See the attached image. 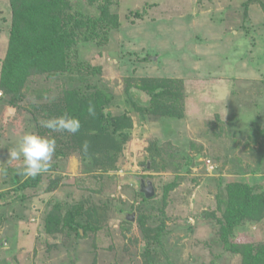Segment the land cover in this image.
<instances>
[{"label":"rangeland","instance_id":"1","mask_svg":"<svg viewBox=\"0 0 264 264\" xmlns=\"http://www.w3.org/2000/svg\"><path fill=\"white\" fill-rule=\"evenodd\" d=\"M78 1L82 9L88 8L86 1ZM245 1L121 0L113 10L123 24L110 33L108 43L77 44L82 59L102 65L104 82L117 93L123 92L127 75L182 79L186 114L182 119L133 115L131 137L119 152L118 167L108 174L79 155L63 160L54 154L50 178L35 191L41 197L34 200L37 209L26 208L24 219L0 227V264H142L136 256L145 243L136 222L142 180L155 186L151 195L155 197L144 204L151 226L160 223L164 187L176 183L167 195L162 242L173 264H208L214 258L219 264H241L238 255L220 254L216 237L220 188L241 179L264 186V107L258 113L253 101L264 95V11L255 3L241 19L239 8ZM134 9L142 16H136ZM10 12V1L0 0V75L9 45ZM136 50L140 57L148 55L149 61L136 67ZM49 82L35 78L25 84L16 107L0 88V190L12 187L11 175L22 167V158L12 159L9 153L24 132L56 142L57 136L45 133L39 124L41 116L51 117L48 109L58 94L57 84ZM208 116L220 121L219 129L212 131ZM152 143L160 148L155 162L149 149ZM190 158L189 171L185 162ZM148 163L154 167L150 171ZM3 168L10 170L6 180ZM56 175L62 178L57 184ZM47 185L52 189L48 191ZM70 193L77 202L88 197L97 203L108 200L123 211H111L108 225L99 231L62 242L65 236L45 235L41 215L51 196L68 199ZM124 218L133 222L131 231L123 229ZM245 231L242 240L246 236L264 240V220Z\"/></svg>","mask_w":264,"mask_h":264},{"label":"trees","instance_id":"2","mask_svg":"<svg viewBox=\"0 0 264 264\" xmlns=\"http://www.w3.org/2000/svg\"><path fill=\"white\" fill-rule=\"evenodd\" d=\"M9 1V45L3 60L0 88L10 96L11 106L16 107L17 100L24 95L22 89L25 84L30 85V81L35 78H44L48 82L50 80L58 88V94L52 101L53 107L47 110L52 114L50 116L67 112L79 117L82 123L80 131L75 135L54 133L57 136L56 158L58 156L67 160L72 155H79L101 169L102 174H108L110 170L118 167L119 152L131 137L133 115H139L142 119L147 116L182 119L185 116L187 95L182 79L127 75L123 77L124 88L120 94L104 82L102 65L81 58L77 48L79 42L103 45L108 43L113 30L121 28L123 21L120 14L113 10L119 6L121 0H84L88 3L85 10L77 4L78 0ZM255 3L264 11V0H246L244 6L239 8L241 19L247 18ZM132 11L136 16H142L140 10ZM135 54L138 57L136 67L140 61H149L148 55L140 57L137 50ZM114 64L115 68L119 66L118 59ZM262 78L264 83V76ZM262 88L264 91L263 86ZM253 101L258 113L262 112L264 95H257ZM90 102L95 105V116L87 112ZM208 117L209 125L213 126L212 131L219 129L220 121L214 122L212 116ZM41 118L45 119L43 116ZM43 130L45 133H53L44 128ZM85 140L90 144L87 154L81 150ZM170 145L172 144L167 147ZM157 148L160 149L156 143L149 145L153 162L159 154ZM191 160L190 158L185 162L189 171ZM55 165L56 161L46 174L35 178L22 180L17 175H11L12 187L0 190V227L6 222L13 221V225L24 219L23 211L26 208H30L29 212L37 209L34 208V200L39 198L35 193L37 185L50 178ZM147 165L146 169L149 171L154 168L151 163ZM7 171L10 170L3 168V180H6L9 173ZM54 180L57 184L62 178L56 175ZM174 185L176 183L173 182L164 187L161 213L158 216L160 223L156 226H151L150 215L144 206L155 196L149 197L143 190L137 191L142 201L137 210L136 222L145 243L136 256H140L142 264H162L163 259L166 264H173L170 256L164 253L162 242L166 226L167 195ZM47 188L48 191L52 189L48 185ZM72 195L70 193L68 199H58L55 195L49 198L41 215L42 231L45 235L52 238L57 235L65 236L61 239L62 242L73 236L80 239L108 225L106 219L114 214L111 211H123L122 208L117 210L112 207L108 200L97 203L88 197L77 202ZM217 208L221 213L217 220L216 237L222 251L220 254L238 255L241 264H264V240H256L254 236H246V240L240 237L247 232L245 230L249 231V227L264 220V186L242 179L229 181L224 190L220 188L217 194ZM122 213H116L115 216ZM124 223L125 228H122L131 231L133 222L124 218ZM129 241L137 242L131 239ZM127 246L124 245V248L127 249ZM156 246L159 248L156 249ZM161 253L164 254L161 256ZM217 260L214 258L208 264H219Z\"/></svg>","mask_w":264,"mask_h":264},{"label":"clouds","instance_id":"3","mask_svg":"<svg viewBox=\"0 0 264 264\" xmlns=\"http://www.w3.org/2000/svg\"><path fill=\"white\" fill-rule=\"evenodd\" d=\"M87 112L91 116L96 115L93 103L90 102L88 104ZM39 124L41 128L53 133H70L73 135L77 134L82 127L79 117L67 112L42 119L39 121ZM89 147V142L85 140L81 145V150L87 154ZM55 151L56 142L54 138L26 131L19 138L17 147L11 150L9 154L12 159L22 158L23 164L17 171V175L25 178H35L50 170ZM148 181L142 180L141 185L143 182L148 185Z\"/></svg>","mask_w":264,"mask_h":264},{"label":"water","instance_id":"4","mask_svg":"<svg viewBox=\"0 0 264 264\" xmlns=\"http://www.w3.org/2000/svg\"><path fill=\"white\" fill-rule=\"evenodd\" d=\"M147 196H151L155 193V188L152 183V181H148V185L145 184V182L142 183V188H141Z\"/></svg>","mask_w":264,"mask_h":264}]
</instances>
